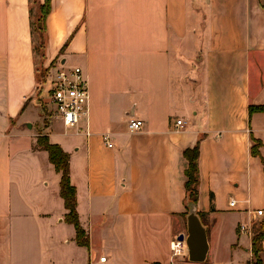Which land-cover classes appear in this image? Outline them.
<instances>
[{
	"label": "crops",
	"instance_id": "0c3cea01",
	"mask_svg": "<svg viewBox=\"0 0 264 264\" xmlns=\"http://www.w3.org/2000/svg\"><path fill=\"white\" fill-rule=\"evenodd\" d=\"M44 1L0 0V264H174L198 144L205 263L264 264V111L250 113L264 105V0H51L44 60L82 68L89 136L86 120L43 126L31 9ZM39 136L69 154L86 246Z\"/></svg>",
	"mask_w": 264,
	"mask_h": 264
},
{
	"label": "trees",
	"instance_id": "16d2710c",
	"mask_svg": "<svg viewBox=\"0 0 264 264\" xmlns=\"http://www.w3.org/2000/svg\"><path fill=\"white\" fill-rule=\"evenodd\" d=\"M52 11L51 0H45L44 3L38 5V15L34 16L33 10L31 9V25L33 34L38 37L39 46L35 45V51L42 50V57L44 56L45 48V34L47 18ZM38 73V68H37ZM38 86V81H37ZM264 111V105L250 106V113ZM38 144L44 150L49 153L50 162L54 165L56 171L61 174L60 186L61 196L64 199L65 207L68 211L66 219L69 223L73 224L77 231V241L80 245L86 246L88 241L85 239V233L81 227L79 221V215L77 212V191L72 185L69 175V154L66 153L61 146L52 144L49 142L47 137H38ZM199 144L193 149H187L185 156L189 161V167L186 170V189L189 196V200L195 205L199 201ZM253 154L259 155L258 146L253 147ZM201 215V213H199ZM264 249V220L260 224V229L256 231L253 236V253L258 258L259 253ZM250 264V263H249ZM256 264H261L259 258Z\"/></svg>",
	"mask_w": 264,
	"mask_h": 264
},
{
	"label": "built area",
	"instance_id": "2783aa9c",
	"mask_svg": "<svg viewBox=\"0 0 264 264\" xmlns=\"http://www.w3.org/2000/svg\"><path fill=\"white\" fill-rule=\"evenodd\" d=\"M48 75L46 84L49 85L47 91L48 99L52 106V110L57 119L67 128H77L83 120H86V135H90L89 115H90V88L81 67L73 66L67 68L61 65L57 69H52ZM83 119V120H82ZM183 120H177L176 127L182 128ZM131 132L140 131L144 127V122L140 119H131L128 124ZM108 146H112L105 137ZM235 201L230 203L234 206ZM257 215L264 216V211H257ZM239 229L242 233L253 234L249 227L241 224ZM186 244L179 240L171 243V251L173 257L182 256L185 253ZM106 257H101V262H106Z\"/></svg>",
	"mask_w": 264,
	"mask_h": 264
},
{
	"label": "rangeland",
	"instance_id": "374dc122",
	"mask_svg": "<svg viewBox=\"0 0 264 264\" xmlns=\"http://www.w3.org/2000/svg\"><path fill=\"white\" fill-rule=\"evenodd\" d=\"M32 10H33L34 16L38 15V13H39V12H37L38 4L36 2H34L32 4ZM35 45L37 47L39 46L37 35L35 36ZM36 53H37L36 57H37V68H38V87H37L36 103H37V106L40 109V112L42 115L43 126L47 127L50 124V122L55 119V115H54V112L52 110V106L50 104V101L48 99L47 91L49 89V85L46 84V82H47V78H48L49 73L51 71L53 72L52 69H55V66L57 64H59V62L56 61L55 63H52V64H49L47 62L45 63V60L42 57L43 51L37 50ZM56 122H58V121H55V123ZM62 125H63V123H62ZM69 130H71V129L69 128ZM258 229H260V226H257L256 231ZM172 257H173V255H172ZM173 263L174 264H192L189 262V259H188L187 246L185 249V253L182 256L173 257ZM203 264H206V263H203Z\"/></svg>",
	"mask_w": 264,
	"mask_h": 264
},
{
	"label": "water",
	"instance_id": "95a60500",
	"mask_svg": "<svg viewBox=\"0 0 264 264\" xmlns=\"http://www.w3.org/2000/svg\"><path fill=\"white\" fill-rule=\"evenodd\" d=\"M178 240L185 242L190 263L203 264L206 262L209 253L207 228L194 203H191L187 215V235H181Z\"/></svg>",
	"mask_w": 264,
	"mask_h": 264
}]
</instances>
